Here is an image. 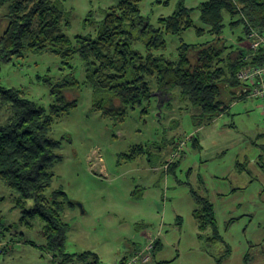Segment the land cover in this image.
<instances>
[{
    "label": "rangeland",
    "instance_id": "rangeland-1",
    "mask_svg": "<svg viewBox=\"0 0 264 264\" xmlns=\"http://www.w3.org/2000/svg\"><path fill=\"white\" fill-rule=\"evenodd\" d=\"M62 1L70 23L64 32L71 40L77 35L94 37L103 11L118 3ZM205 1L140 2L141 15L154 27L180 4L193 9L194 26L179 34L164 32L166 48L156 54L175 60L182 43L201 45L214 39L207 32H196V28L207 29L198 10ZM4 13L5 8L0 10V35L8 24ZM228 23L225 16L226 44L235 45L243 29H230ZM134 47L145 52L142 42ZM189 57L193 61L196 55L190 53ZM61 64L52 53L27 52L1 65L0 86L21 89L27 98L48 108L53 98L45 79H63L69 71H62ZM70 64L80 85L64 90L63 95L77 104L53 126L51 136L60 141V148L46 192L60 189L66 195L62 214L69 227L65 252H88L86 261L97 257L100 264H118L124 257L136 255L151 239H159L160 247L147 264H264V119L260 100H237L213 122L202 124L195 117L196 109L173 91L160 116L153 99L129 109L122 121H114L93 109L96 98L93 88L85 83L78 54ZM6 109L0 101V122L7 117ZM193 137L198 139L197 145ZM182 141L186 143L169 170L165 161ZM137 146L149 150L133 151ZM236 160L248 164L249 172L239 171ZM191 190L212 202L222 241L207 242L209 232L202 233L204 240L198 236ZM32 206L33 201L28 200L26 208ZM21 216L13 192L0 180V264H62V256L54 257L46 247L43 222L29 219V228L20 223ZM81 261L76 259L78 264Z\"/></svg>",
    "mask_w": 264,
    "mask_h": 264
},
{
    "label": "trees",
    "instance_id": "trees-1",
    "mask_svg": "<svg viewBox=\"0 0 264 264\" xmlns=\"http://www.w3.org/2000/svg\"><path fill=\"white\" fill-rule=\"evenodd\" d=\"M141 1L118 0L116 6L103 11L94 37L77 35L71 40L64 32L70 23L62 0H0V10L5 8L8 21L0 35V67L27 52H49L61 59L62 71H69L57 82L45 79L53 98L48 108L27 98L21 89L0 86V101L8 112L0 122V180L14 194L15 208L22 211L21 224L31 228L29 219L43 222L46 247L54 257L62 256V264H78L76 259L82 260V264H100L97 257L86 261L90 257L88 252H65L69 227L62 214L66 195L60 189L46 193L54 178L51 167L60 148V141L51 136L53 126L77 104L63 95L64 90L80 85L70 64L74 55L82 60L85 83L93 88V109L114 121H122L129 109L156 101L154 93L163 98L178 91L181 100L196 109L198 122L210 123L224 114L234 99L248 95L243 92L246 84L237 78L239 70L246 65H264V46L252 51L238 45L246 40L251 29L264 37V0L202 2L198 7L199 19L207 29L196 28V32H207L214 39L201 45L182 43L175 60L155 52L166 48L164 32L179 34L194 26L193 9L180 4L154 27L140 13ZM225 16L229 17L230 29L242 26V35L235 45L226 44ZM136 42L144 44V53L134 47ZM190 53L196 55L193 61ZM224 91L229 100L223 99ZM194 140L197 145L198 139ZM137 150L146 153L149 149L133 148ZM172 163L169 170L175 165ZM191 192L196 204L193 216L200 231L198 236L204 240L202 233L209 232L207 242L222 241L212 202L194 190ZM28 200L33 201L30 209L26 208ZM159 247L157 239L153 257ZM228 254L229 251L224 256ZM127 260L124 257L118 264H126Z\"/></svg>",
    "mask_w": 264,
    "mask_h": 264
},
{
    "label": "built area",
    "instance_id": "built-area-1",
    "mask_svg": "<svg viewBox=\"0 0 264 264\" xmlns=\"http://www.w3.org/2000/svg\"><path fill=\"white\" fill-rule=\"evenodd\" d=\"M248 42L250 43L249 49L257 51L259 47L264 46V37L257 30L251 29L248 35ZM247 58H249V56ZM237 78L242 83L246 84L243 92L247 91L248 97L260 100L261 114L264 119V65H246L239 70ZM185 143L186 141L178 143L177 149L171 153L170 158L165 163V167H168V165L173 162V159L178 156ZM153 245L154 241L151 239L148 245L128 259L126 264L149 263L152 259Z\"/></svg>",
    "mask_w": 264,
    "mask_h": 264
},
{
    "label": "crops",
    "instance_id": "crops-1",
    "mask_svg": "<svg viewBox=\"0 0 264 264\" xmlns=\"http://www.w3.org/2000/svg\"><path fill=\"white\" fill-rule=\"evenodd\" d=\"M240 47H243V48H245V49H249L248 48V41H244V42H242V43H239L238 44ZM238 92H239V90H238ZM240 93V92H239ZM246 98H251V97H248V95L246 96V97H243V98H236V99H234L232 102H231V104H233L235 101H237V100H244V99H246ZM230 98H229V95H228V99L226 98V100H229ZM255 99V98H254ZM213 122V121H212ZM260 136V135H259ZM237 161V166H238V169H239V171H243V170H246V172H249V167H248V164L246 165L244 162H243V164L242 163H240V162H238V160H236ZM248 167V168H246L245 167V165ZM261 167H263V166H261ZM249 174V173H248ZM208 198V197H207ZM209 199V198H208ZM210 200V199H209ZM194 211V210H193ZM140 264V263H139Z\"/></svg>",
    "mask_w": 264,
    "mask_h": 264
},
{
    "label": "water",
    "instance_id": "water-1",
    "mask_svg": "<svg viewBox=\"0 0 264 264\" xmlns=\"http://www.w3.org/2000/svg\"><path fill=\"white\" fill-rule=\"evenodd\" d=\"M155 97H156V105L158 108V113L157 115L160 116L161 114V110L164 107L165 103L169 100H171L173 98V95L170 94V96H168L167 100H165L164 98H160L158 93H154Z\"/></svg>",
    "mask_w": 264,
    "mask_h": 264
}]
</instances>
